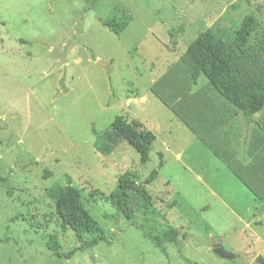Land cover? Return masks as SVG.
Returning a JSON list of instances; mask_svg holds the SVG:
<instances>
[{"label": "rangeland", "instance_id": "1", "mask_svg": "<svg viewBox=\"0 0 264 264\" xmlns=\"http://www.w3.org/2000/svg\"><path fill=\"white\" fill-rule=\"evenodd\" d=\"M256 1L0 0V239H9L0 264H255L264 256V133L206 76L193 84L184 58L212 30L247 50L248 73L258 72L264 7ZM111 16L120 34L106 24ZM249 16L258 25L245 41L239 29ZM117 115L155 133L145 165L115 137ZM255 118L264 124V109ZM159 153L163 166L148 184L154 214L140 215L135 192L120 209L112 199L119 177L131 171L145 181ZM67 186L99 222L83 240L106 238L70 259L47 246L49 236L62 252L78 244L72 229L62 231L51 194ZM132 220L187 234L191 263L169 239L167 257ZM216 238L239 257L214 253Z\"/></svg>", "mask_w": 264, "mask_h": 264}, {"label": "trees", "instance_id": "2", "mask_svg": "<svg viewBox=\"0 0 264 264\" xmlns=\"http://www.w3.org/2000/svg\"><path fill=\"white\" fill-rule=\"evenodd\" d=\"M251 4H253L252 0H243L242 6ZM256 4L261 8L264 7L262 1H256ZM106 24L117 34L124 30V25L115 16L109 17ZM257 25L258 21L254 17H247L239 29L241 38L245 41L248 40ZM172 35L174 36V34ZM251 57L252 55L247 50L239 53L233 49L212 30L201 31L190 42L184 55L191 70L193 84L197 83L201 75L206 76L212 86L241 111L247 124H257L264 133V124L255 118V114L264 109V59L259 64V68L257 67L258 72H252L251 75L248 73L247 67L251 62ZM111 129L117 139L125 140L139 153L141 164L145 165L150 160L156 140L153 131L147 128L140 129L138 125L129 122L125 115H117L111 124ZM108 150L110 149H104V151ZM159 158L158 168L153 169L143 182L138 175L131 171L119 177L117 192L112 199L120 209H125L127 197L130 192H135L139 198L138 211L140 215L154 214L156 209L153 197L148 190V184L158 177L159 168L163 166V153H159ZM0 184H7V179L1 175ZM9 192H12V188H9ZM51 194L56 200L62 231L66 232L72 229L78 236V244L68 252L60 251V242L54 236H49L47 246L55 257L70 259L78 251L94 248L101 241H106L104 235L83 240L84 234L94 233L98 229L99 222L82 203L78 188L67 186L53 191ZM132 223L152 238L156 246L167 257H169V253L165 241L168 239L177 245L179 252L183 255L184 241L188 236L185 233L181 234L177 227L162 225L153 220L143 223L132 220ZM7 240L9 239H0V242ZM183 257L191 263L184 255ZM255 264H264V256L259 255Z\"/></svg>", "mask_w": 264, "mask_h": 264}, {"label": "water", "instance_id": "3", "mask_svg": "<svg viewBox=\"0 0 264 264\" xmlns=\"http://www.w3.org/2000/svg\"><path fill=\"white\" fill-rule=\"evenodd\" d=\"M212 246H213L214 253H216L221 258L228 259V260H232V259H235V258L239 257L238 254L229 252L225 248L223 242L220 241L217 238L212 240ZM92 261H93L94 264H98L95 257H93Z\"/></svg>", "mask_w": 264, "mask_h": 264}]
</instances>
